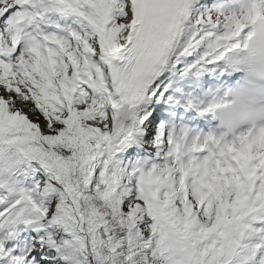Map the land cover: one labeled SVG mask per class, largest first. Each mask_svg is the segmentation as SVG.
<instances>
[{"label":"snow or ice","instance_id":"obj_1","mask_svg":"<svg viewBox=\"0 0 264 264\" xmlns=\"http://www.w3.org/2000/svg\"><path fill=\"white\" fill-rule=\"evenodd\" d=\"M257 21L264 0H0V264H264V129L156 108L170 72L231 74Z\"/></svg>","mask_w":264,"mask_h":264},{"label":"clouds","instance_id":"obj_2","mask_svg":"<svg viewBox=\"0 0 264 264\" xmlns=\"http://www.w3.org/2000/svg\"><path fill=\"white\" fill-rule=\"evenodd\" d=\"M233 16L243 12L232 13ZM250 38L227 55L231 73H239L235 83L218 84L201 100L211 108L218 127L239 135L264 129V21L249 25Z\"/></svg>","mask_w":264,"mask_h":264},{"label":"bare ground","instance_id":"obj_3","mask_svg":"<svg viewBox=\"0 0 264 264\" xmlns=\"http://www.w3.org/2000/svg\"><path fill=\"white\" fill-rule=\"evenodd\" d=\"M201 3H202V0H201ZM176 72H170L169 75H168V81L170 82L171 79L175 76ZM156 108H158V106H156Z\"/></svg>","mask_w":264,"mask_h":264},{"label":"rangeland","instance_id":"obj_4","mask_svg":"<svg viewBox=\"0 0 264 264\" xmlns=\"http://www.w3.org/2000/svg\"><path fill=\"white\" fill-rule=\"evenodd\" d=\"M209 5L213 4L212 0L210 1V3H208Z\"/></svg>","mask_w":264,"mask_h":264}]
</instances>
